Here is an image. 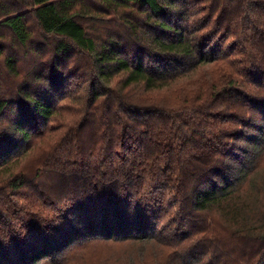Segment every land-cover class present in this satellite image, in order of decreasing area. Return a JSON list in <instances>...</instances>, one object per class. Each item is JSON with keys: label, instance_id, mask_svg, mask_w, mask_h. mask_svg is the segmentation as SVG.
Here are the masks:
<instances>
[{"label": "trees", "instance_id": "obj_1", "mask_svg": "<svg viewBox=\"0 0 264 264\" xmlns=\"http://www.w3.org/2000/svg\"><path fill=\"white\" fill-rule=\"evenodd\" d=\"M0 60V264H264V0H0Z\"/></svg>", "mask_w": 264, "mask_h": 264}, {"label": "rangeland", "instance_id": "obj_2", "mask_svg": "<svg viewBox=\"0 0 264 264\" xmlns=\"http://www.w3.org/2000/svg\"><path fill=\"white\" fill-rule=\"evenodd\" d=\"M11 4H16L17 6H22L20 2H13L10 1ZM12 6V5H11ZM12 9V7H11ZM13 10V9H12ZM19 10L22 12H25L26 9H23L22 7H19ZM28 10V9H27ZM30 25H32V22H30ZM17 52V55H19L18 59L20 62V68L21 70H27L31 68L33 65L34 58L31 56H24V52L22 50H15ZM4 68V62L3 60H0V70ZM122 254H126L123 250L117 251L113 247H91V248H84L82 250H78L75 252L71 258H69L68 262L65 264H100L101 260L105 261L106 257L116 255L118 258H114V260H121Z\"/></svg>", "mask_w": 264, "mask_h": 264}]
</instances>
